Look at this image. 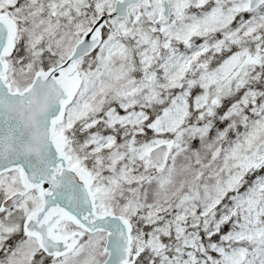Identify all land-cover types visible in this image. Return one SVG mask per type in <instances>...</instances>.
<instances>
[{
  "label": "snow or ice",
  "instance_id": "6c2138e0",
  "mask_svg": "<svg viewBox=\"0 0 264 264\" xmlns=\"http://www.w3.org/2000/svg\"><path fill=\"white\" fill-rule=\"evenodd\" d=\"M0 264H264V0H0Z\"/></svg>",
  "mask_w": 264,
  "mask_h": 264
}]
</instances>
